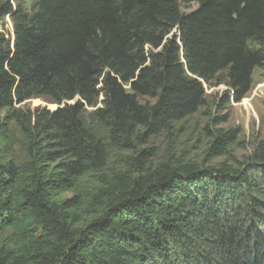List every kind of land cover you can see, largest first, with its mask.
Wrapping results in <instances>:
<instances>
[{
	"label": "trees",
	"instance_id": "16d2710c",
	"mask_svg": "<svg viewBox=\"0 0 264 264\" xmlns=\"http://www.w3.org/2000/svg\"><path fill=\"white\" fill-rule=\"evenodd\" d=\"M0 27V264H264V143L232 165L238 130L216 129L219 163L140 150L106 173L118 149L174 135L205 84L245 98L264 0H0ZM34 98L56 107L17 108Z\"/></svg>",
	"mask_w": 264,
	"mask_h": 264
},
{
	"label": "rangeland",
	"instance_id": "374dc122",
	"mask_svg": "<svg viewBox=\"0 0 264 264\" xmlns=\"http://www.w3.org/2000/svg\"><path fill=\"white\" fill-rule=\"evenodd\" d=\"M14 4H22L26 9L33 10L36 0H11ZM197 8V5H187L183 7L185 12ZM6 26L13 29V24L8 18ZM2 27H0L1 30ZM205 84L206 103L194 115L177 125L174 135L162 134L158 138L149 139L146 142L134 141L133 146L118 151L109 160L106 173L125 172L127 157L135 151L149 150L151 166L156 167L162 163L167 164L170 160L183 159L186 161L198 162L207 166L210 162L206 158V151L211 144V133L216 129L225 131L238 130V137L230 148L228 160L232 165H237L244 160L254 157L259 146L264 143V67L256 69L253 75V84L249 93L241 102H234L231 96L227 95L229 89L226 84L217 85ZM216 85V86H214ZM129 89V87L127 86ZM102 98L98 107L102 106ZM142 101L154 104L152 98H144ZM55 108L56 104L49 98H34L28 100L17 108L27 112L42 108ZM95 108H88L90 113ZM12 143L16 145L18 151V141L22 136L12 126L9 129ZM224 157L214 158L210 164L214 165L223 161ZM71 193H66L63 197H71ZM90 218H86L89 220ZM4 237H2L3 241Z\"/></svg>",
	"mask_w": 264,
	"mask_h": 264
}]
</instances>
